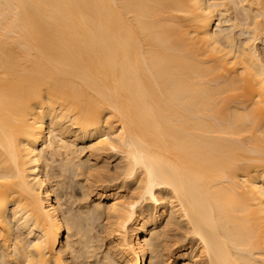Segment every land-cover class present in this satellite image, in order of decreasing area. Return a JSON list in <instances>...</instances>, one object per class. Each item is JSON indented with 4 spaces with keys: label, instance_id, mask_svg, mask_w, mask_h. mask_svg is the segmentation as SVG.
I'll return each instance as SVG.
<instances>
[{
    "label": "bare ground",
    "instance_id": "1",
    "mask_svg": "<svg viewBox=\"0 0 264 264\" xmlns=\"http://www.w3.org/2000/svg\"><path fill=\"white\" fill-rule=\"evenodd\" d=\"M0 264H264V0H0Z\"/></svg>",
    "mask_w": 264,
    "mask_h": 264
},
{
    "label": "rangeland",
    "instance_id": "2",
    "mask_svg": "<svg viewBox=\"0 0 264 264\" xmlns=\"http://www.w3.org/2000/svg\"><path fill=\"white\" fill-rule=\"evenodd\" d=\"M84 155H86V153H85ZM84 155H83V156H84Z\"/></svg>",
    "mask_w": 264,
    "mask_h": 264
}]
</instances>
